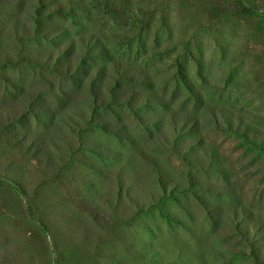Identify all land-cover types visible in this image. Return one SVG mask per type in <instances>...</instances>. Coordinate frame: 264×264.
I'll list each match as a JSON object with an SVG mask.
<instances>
[{
  "label": "rangeland",
  "instance_id": "374dc122",
  "mask_svg": "<svg viewBox=\"0 0 264 264\" xmlns=\"http://www.w3.org/2000/svg\"><path fill=\"white\" fill-rule=\"evenodd\" d=\"M50 1L0 0V264H264V0H99L36 31ZM88 31L163 103L93 113L55 68ZM87 60L108 97L109 60Z\"/></svg>",
  "mask_w": 264,
  "mask_h": 264
},
{
  "label": "trees",
  "instance_id": "16d2710c",
  "mask_svg": "<svg viewBox=\"0 0 264 264\" xmlns=\"http://www.w3.org/2000/svg\"><path fill=\"white\" fill-rule=\"evenodd\" d=\"M94 2H99V0H53L49 2V6H37V10L35 12L37 15L36 31H39V29H41L50 32L52 27L48 24L43 25L40 21L42 20L41 17L48 16L50 12L61 16L76 13V15H81V17L83 18L89 19L92 16V9L90 5H93ZM39 3L42 4V0ZM43 4H48V1L43 2ZM242 8L245 10L248 9V7L246 6H242ZM80 40L81 43H83L85 50L81 59H79L76 63L72 60H69L71 52H73L74 50L73 41H69L66 47L64 49H61V52L58 54L55 68L61 71V67H66V75L73 76L77 73V75L81 76L82 79L87 78V80L90 81V90L93 96L91 109L93 113L97 111L96 109L108 107L110 104H114L119 107L125 106L131 110L136 111V109H138L139 107H142L151 102H156L159 104L163 103L161 100L162 98L153 88V82L151 81L148 71L145 68L136 65H131L129 64V62H124L122 60L113 58L109 54L106 47L102 44L100 38L92 32L88 31L81 34ZM94 55L108 59L110 63L109 68L111 67L112 71L111 77H113L114 79L115 76L114 82L110 83L109 85H106L107 87L105 89L108 93V97H106L102 92V87L104 84V68L99 67L95 69L94 67L89 68L87 66V59H91V57ZM182 77L187 87L190 90H193L191 82L185 77L184 74H182ZM139 88L145 89V92L142 93ZM39 97L40 96L36 97V100H39ZM32 107L34 111H36L35 104L34 106H32L30 103V112L33 111ZM7 117L11 118V116L9 115ZM93 119L97 122L100 128L108 132L113 130V128H110V124L108 122L102 121L99 118H96V116H94ZM15 121H17L16 123L20 121L22 122V124L25 125L24 121L27 122V116H25V114H22L20 115V118H18L17 120L15 119ZM228 127L230 130L238 132L242 129L243 122L240 121L237 124L229 122ZM113 131L114 134L121 136L125 133L119 130ZM244 132L246 133V131ZM35 149L39 153H44L46 150L45 147L41 144H37V147ZM169 183L170 180L168 179L166 173L160 169L158 173L159 187L163 191H166L169 188ZM253 255L256 257V259L257 257L264 259V257L261 256V253L257 254V252H254ZM258 261L261 260L258 259Z\"/></svg>",
  "mask_w": 264,
  "mask_h": 264
}]
</instances>
